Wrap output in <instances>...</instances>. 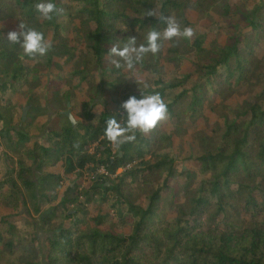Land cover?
Masks as SVG:
<instances>
[{"label": "trees", "instance_id": "16d2710c", "mask_svg": "<svg viewBox=\"0 0 264 264\" xmlns=\"http://www.w3.org/2000/svg\"><path fill=\"white\" fill-rule=\"evenodd\" d=\"M232 1L162 0L158 11L175 17L181 28H192L191 8L212 22L222 21L221 31L209 47L204 35L162 41L158 54H148L137 65L135 75L147 73L150 85H142V91L159 92L168 119L114 151L104 137L106 121L122 120L121 103L131 95L141 98V93L130 86L132 73L115 69L107 53L114 43L122 46L129 37L144 43L148 31L164 29L162 21L145 16L147 9H157V0H51L63 12L50 21L35 9L48 0H0V21L14 19L17 27L23 22L45 39L51 32L56 43L44 57H27L0 30V95L8 99L28 87L32 93L30 85H40L42 73L25 62L45 58L51 67L56 56L68 57L76 67L69 75L53 77L46 101L60 95L65 106L75 107L74 91L86 85L89 92L80 103L83 121L72 125L60 116L34 143L29 132L7 128L0 116V173L7 160L14 165L0 179V264H264V0ZM75 21L79 48L60 42ZM222 36L228 38L224 45L218 42ZM163 62L173 66L171 75ZM186 62L193 72H182ZM75 80L84 85L74 87ZM237 92L254 95L223 110L214 106L215 97L228 99ZM106 95L112 106L95 113L94 105ZM208 106L224 124L215 128L214 140L196 133L199 151L189 158L193 170L178 173L172 136L161 128L168 123L190 128ZM11 149L24 159L9 158ZM60 164L61 174L50 171ZM101 167L107 176L97 174ZM76 173L79 178L88 174L86 190L74 182L60 203L37 210L47 236L44 248L35 222L19 212L20 205H27L25 191L32 200L49 198V185ZM178 174L185 178L183 184L172 183ZM93 203L108 205L113 214L88 218ZM170 210L176 217H168ZM89 221L93 226L84 230Z\"/></svg>", "mask_w": 264, "mask_h": 264}, {"label": "rangeland", "instance_id": "374dc122", "mask_svg": "<svg viewBox=\"0 0 264 264\" xmlns=\"http://www.w3.org/2000/svg\"><path fill=\"white\" fill-rule=\"evenodd\" d=\"M158 7L160 6L162 0H157ZM237 0H233L231 3H236ZM187 16L188 19L192 25V29L194 30V36L193 38H196L198 36L204 35L207 37L206 39V46L209 47L215 41L216 33L221 31V25L222 21L219 19H215L213 22L210 17H202L200 12H197L193 9L187 10ZM236 18V17H235ZM18 27L16 25V20L9 19L6 21H0V30H3L5 32H9L10 30H16ZM79 28V21H75L72 26L71 30L67 35H63L61 37V44L70 46L72 48H79L80 47V34L78 33ZM47 39L52 42V44L55 41L53 40V34L50 32L47 36ZM228 38L226 36H222L218 39V42L220 45H224L227 42ZM59 42V41H56ZM168 57L166 55L163 56V60L167 59ZM68 57H61L56 56L54 58L53 64L51 67H46V59L42 58L40 63L39 60H36L34 62H25L29 66H36L41 70L42 78H41V84L40 85H30L32 87V93H29L28 88L25 90L18 91L15 94H12L8 99L4 95H0V116L5 121V126L7 128H12L15 130H22L24 132H29V135L32 137V143L34 141L41 140L50 130V126L57 121L58 117L64 116L63 113L68 110V106H65L64 101L61 99V96L59 97H53L51 102H47V90L49 89L50 82L52 81L53 77H56L59 73H64L66 75L71 74L75 70V62L67 60ZM37 63V65H36ZM164 67L166 68L167 74L171 75L174 72L173 66L166 64L163 62ZM182 72H193V69L191 68V65L186 62ZM135 78L139 80L146 81L147 73L143 72L142 70L139 71ZM131 84L130 86H133L135 89L141 88L142 84H136L134 79L132 78L131 81H129ZM82 86L79 81L75 80L73 82V86ZM76 95V99L78 101V106L70 107L71 114L75 118L76 122L83 121V106L80 105L81 102H85L88 100L89 92L87 90V86L84 85V88L81 91H74ZM253 93H234L231 95L228 99L215 97L213 99L214 106H218L219 110H223L224 106H229L232 104H238V103H245L248 101H251L253 98ZM111 95H106V98L104 99V102L96 103L97 105H94V112L99 114L103 112L104 108L111 103ZM98 102V101H96ZM80 105V106H79ZM26 109V118L25 120L22 119L23 116V110ZM227 112V111H225ZM61 118V117H60ZM68 118L66 117V122ZM69 121V120H68ZM224 121L218 115V113L213 109L212 106H208L205 108L203 115L200 117V119L195 123L194 126H191L190 128L185 127V125L174 126L171 123L166 124L164 127L161 128L162 132L168 133L170 136H172V149H173V155L177 159V172L180 173L187 169L193 170L192 162L190 161V156H192L193 152L196 153V151H199L197 147V143L195 142V136L197 132H203L205 133L211 140H214V133L215 128L218 125H223ZM26 131H25V130ZM32 145V144H31ZM170 152V150H168ZM9 158L13 160L17 159H24V156H21V152L18 149H11L8 151ZM30 164V163H29ZM14 165L12 164L11 160L6 161V168L3 169L0 173V179H6L7 173L6 170H13ZM16 169V165H15ZM17 171V169H16ZM53 173H62L64 171V168L62 167V164L57 166L54 169H51ZM18 173V171H17ZM14 175V174H13ZM15 176V175H14ZM83 178V179H82ZM82 178L78 177V174H72L69 176H65L62 183H59L58 185H49L46 193L49 198H43L41 195L38 196L37 199L32 200L30 197V193L28 191H25L26 194V200L27 205L19 207V212L22 218L26 220H30L32 222H35V224L38 227V236L40 237V240L42 241V246L46 248V235L44 234L43 230L40 226V216L41 213L37 214V210L45 211L46 209L50 208V202H52L51 206H56L58 203H60L64 197L67 189L74 184V182H80L82 183V188L86 190L88 186H90L89 182V176L88 174L83 176ZM82 179V180H81ZM16 182L22 186L21 182L17 177L15 178ZM185 178L182 175H179L172 181H177L179 184L184 183ZM81 188V189H82ZM139 202L144 203V198L140 197ZM73 206H70L69 209L72 212ZM89 216L88 218L99 216V215H106V214H113L112 211L109 209L108 205L105 206H99L96 203L91 204L89 207ZM7 212L6 210H4ZM168 217L173 218L176 217V214L174 211L169 212ZM244 218V217H243ZM246 220H250V217L247 216ZM69 221H64V224H68ZM93 223L91 221L88 222V225L84 228L86 230L89 227H92ZM126 233H130V228L126 229Z\"/></svg>", "mask_w": 264, "mask_h": 264}, {"label": "clouds", "instance_id": "9594fccd", "mask_svg": "<svg viewBox=\"0 0 264 264\" xmlns=\"http://www.w3.org/2000/svg\"><path fill=\"white\" fill-rule=\"evenodd\" d=\"M36 11L43 20H52L54 15L59 16L63 9L57 8L56 4L48 2H39L35 5ZM145 16L155 17L162 21L166 26L162 31L150 30L145 36V42L137 44L136 37H129L122 46L114 43L107 53L108 63L115 69H126L132 73L135 83L142 84L144 89L150 85L143 80L135 78V70L138 64L142 63L148 54L155 56L161 51L162 41H172L177 38L191 39L194 36V30L191 27L181 28L175 17L163 15L156 8L147 9ZM7 41L10 44L19 45L24 56L44 57L52 49V42L45 39L42 32L21 22L16 30H10L7 33ZM141 98L131 95L120 105L123 114H120L122 120L115 117L106 121L104 137L110 142L114 151H119L120 147L126 143L135 142L137 133L148 135L154 131L161 122L168 119V106L159 92L145 94L139 87ZM68 118L75 123V118L68 114ZM74 147H79L78 144Z\"/></svg>", "mask_w": 264, "mask_h": 264}, {"label": "water", "instance_id": "95a60500", "mask_svg": "<svg viewBox=\"0 0 264 264\" xmlns=\"http://www.w3.org/2000/svg\"><path fill=\"white\" fill-rule=\"evenodd\" d=\"M70 107H71V105L70 104H68V110L67 111H65L63 114L68 118V114H70L71 113V109H70ZM26 112H27V110L26 109H24L23 110V116H22V119L23 120H25V118H26ZM72 115V114H71ZM73 116V115H72ZM68 120H69V118H68ZM70 121V120H69ZM71 122V121H70ZM72 123V122H71ZM76 120H75V123H72V125H76Z\"/></svg>", "mask_w": 264, "mask_h": 264}, {"label": "built area", "instance_id": "2783aa9c", "mask_svg": "<svg viewBox=\"0 0 264 264\" xmlns=\"http://www.w3.org/2000/svg\"><path fill=\"white\" fill-rule=\"evenodd\" d=\"M123 170H124V169H120V170L118 171V173L122 172ZM97 174H100V175H102V176H107V175H108V172H107V170H106L105 167H101V168H99V169L97 170Z\"/></svg>", "mask_w": 264, "mask_h": 264}]
</instances>
